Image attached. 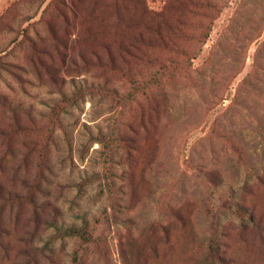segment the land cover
Returning a JSON list of instances; mask_svg holds the SVG:
<instances>
[{"label": "rangeland", "instance_id": "obj_1", "mask_svg": "<svg viewBox=\"0 0 264 264\" xmlns=\"http://www.w3.org/2000/svg\"><path fill=\"white\" fill-rule=\"evenodd\" d=\"M213 1L189 79L85 69L102 33L0 0V264H264V0Z\"/></svg>", "mask_w": 264, "mask_h": 264}, {"label": "trees", "instance_id": "obj_2", "mask_svg": "<svg viewBox=\"0 0 264 264\" xmlns=\"http://www.w3.org/2000/svg\"><path fill=\"white\" fill-rule=\"evenodd\" d=\"M223 6L213 0H51L50 4L67 28L84 29L91 37H99L102 33L99 39L94 38V46L88 52L79 53L85 69L130 76L134 70L142 72L139 70L142 67L143 74L152 78L172 77L174 73L184 71L182 75L189 79L196 71L193 70L194 62L203 45L210 40ZM196 22L202 23L198 37L194 35ZM110 30L112 33H108ZM49 34L59 55L60 49L71 50L78 38L75 36L72 40L67 33L59 37L53 31ZM38 39L44 45L38 46L33 39L27 40L30 62L36 72L37 67H42L43 55L51 57L45 40ZM192 41L202 45L199 52L191 49ZM50 74L55 76V82L66 84L59 78L57 70ZM81 83L83 87L71 81L72 87L62 90L63 98L70 106H76L81 99L84 101L85 95L81 94L84 86L91 90L96 85L87 79ZM163 99L166 101L165 97ZM0 200H3L1 190ZM70 231V235L82 237L76 226H71Z\"/></svg>", "mask_w": 264, "mask_h": 264}]
</instances>
